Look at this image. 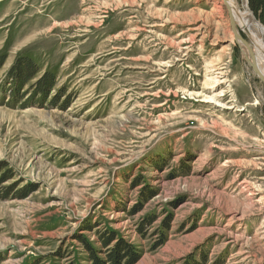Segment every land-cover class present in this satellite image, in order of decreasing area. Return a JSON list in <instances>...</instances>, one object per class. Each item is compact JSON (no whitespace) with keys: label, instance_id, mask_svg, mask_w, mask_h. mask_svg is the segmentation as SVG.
I'll use <instances>...</instances> for the list:
<instances>
[{"label":"rangeland","instance_id":"obj_1","mask_svg":"<svg viewBox=\"0 0 264 264\" xmlns=\"http://www.w3.org/2000/svg\"><path fill=\"white\" fill-rule=\"evenodd\" d=\"M231 33L221 0H0V264H264V84Z\"/></svg>","mask_w":264,"mask_h":264},{"label":"bare ground","instance_id":"obj_2","mask_svg":"<svg viewBox=\"0 0 264 264\" xmlns=\"http://www.w3.org/2000/svg\"><path fill=\"white\" fill-rule=\"evenodd\" d=\"M228 3V17L231 25V41L237 42L244 59L250 65L252 71L264 84V27L254 18L244 1V7H240L235 0H221ZM56 29V28H55ZM245 32L248 39L242 35ZM248 66V65H247ZM246 66V69H247ZM250 69V71H251ZM250 73V72H249ZM263 87V86H262ZM261 91V90H260ZM245 182V181H244ZM241 183V182H240Z\"/></svg>","mask_w":264,"mask_h":264},{"label":"trees","instance_id":"obj_3","mask_svg":"<svg viewBox=\"0 0 264 264\" xmlns=\"http://www.w3.org/2000/svg\"><path fill=\"white\" fill-rule=\"evenodd\" d=\"M25 60V62H28L29 65L27 64L26 66H22L23 64L26 63H19L17 65H15L13 67V71L11 73L12 77H15L17 80L18 78L20 79L21 82H28L31 79L34 78V76L37 73V68L34 66V64L32 63V61L30 60ZM23 62V61H22ZM1 64V63H0ZM47 74V73H46ZM44 74V76L42 78H40L38 80V82L36 84H38V90L42 93L45 92V94H47L49 91H51V88H53L54 86V82L53 79L49 78V75ZM18 77V78H17ZM2 168L0 167V174H1ZM10 177H5V175H1L0 176V184L5 182L6 180H8ZM124 248H122L123 250H125V253L127 254V256H131V257H135V251L134 249L130 246V245H123ZM91 251L93 252L92 248ZM120 250L119 249H113L110 254H109V258L110 260L113 262V264H118L120 263V259H121V255H120ZM92 256H94V261L95 264H105V261L100 260L98 257H96V255L94 253H92Z\"/></svg>","mask_w":264,"mask_h":264},{"label":"water","instance_id":"obj_4","mask_svg":"<svg viewBox=\"0 0 264 264\" xmlns=\"http://www.w3.org/2000/svg\"><path fill=\"white\" fill-rule=\"evenodd\" d=\"M226 5H227V7L229 6L228 3H227ZM228 8H229V7H228Z\"/></svg>","mask_w":264,"mask_h":264}]
</instances>
